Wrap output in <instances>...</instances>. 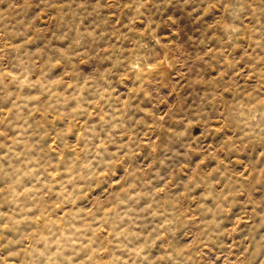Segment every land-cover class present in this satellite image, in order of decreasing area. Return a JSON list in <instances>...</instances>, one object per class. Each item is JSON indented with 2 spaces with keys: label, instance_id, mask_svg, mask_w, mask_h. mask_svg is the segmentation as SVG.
Wrapping results in <instances>:
<instances>
[{
  "label": "clouds",
  "instance_id": "obj_1",
  "mask_svg": "<svg viewBox=\"0 0 264 264\" xmlns=\"http://www.w3.org/2000/svg\"><path fill=\"white\" fill-rule=\"evenodd\" d=\"M0 264H264V0H0Z\"/></svg>",
  "mask_w": 264,
  "mask_h": 264
}]
</instances>
